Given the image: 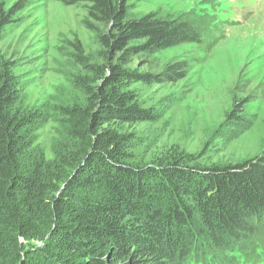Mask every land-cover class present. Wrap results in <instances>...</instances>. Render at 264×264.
Masks as SVG:
<instances>
[{
    "label": "trees",
    "instance_id": "1",
    "mask_svg": "<svg viewBox=\"0 0 264 264\" xmlns=\"http://www.w3.org/2000/svg\"><path fill=\"white\" fill-rule=\"evenodd\" d=\"M80 1L100 45V62L75 45L80 100L57 102L54 114L31 108L0 60V264H191L202 255L205 264H264V155L201 166L172 145L143 157L131 131L157 117L140 87L190 72L191 59L155 72L149 58L185 45L207 51L208 26L131 16L127 0ZM32 4L1 8L0 41ZM242 111L236 104L232 119ZM52 115L59 137L48 159L38 139Z\"/></svg>",
    "mask_w": 264,
    "mask_h": 264
},
{
    "label": "rangeland",
    "instance_id": "2",
    "mask_svg": "<svg viewBox=\"0 0 264 264\" xmlns=\"http://www.w3.org/2000/svg\"><path fill=\"white\" fill-rule=\"evenodd\" d=\"M17 1L0 0V11ZM127 2L131 16L159 12L174 18L196 17L203 25L210 24L208 14L216 18L211 38L215 44L207 51L185 45L149 58L155 72L172 61L191 59V63L188 77L177 83L139 86L142 99L157 115L155 122L131 130L140 154L161 156L175 145L198 156L201 166H227L264 155V0ZM88 6L80 0H33L31 7L18 14L19 21L4 30L0 60L13 67L21 98L31 108L48 106L54 114L57 102L68 97L80 100L81 92L74 87L81 73L75 45L100 62L99 42L83 24ZM236 104L243 105V111L233 120ZM56 118L52 115L54 120L39 133L38 143L48 159L59 137ZM206 260L202 255L191 264Z\"/></svg>",
    "mask_w": 264,
    "mask_h": 264
},
{
    "label": "clouds",
    "instance_id": "3",
    "mask_svg": "<svg viewBox=\"0 0 264 264\" xmlns=\"http://www.w3.org/2000/svg\"><path fill=\"white\" fill-rule=\"evenodd\" d=\"M209 17H210V19H209ZM208 20H209V22H210V24H207V23H205V25L206 26H208V29L207 30H205V32H203V34H204V37H205V39H204V43L205 42H207V44L208 45H211L212 44V42H215L213 39H211L213 36H212V34H213V29H212V24H213V22H215L216 21V18H215V20L213 19L214 17L213 16H211V14H208V16L206 17ZM210 34V35H209Z\"/></svg>",
    "mask_w": 264,
    "mask_h": 264
}]
</instances>
